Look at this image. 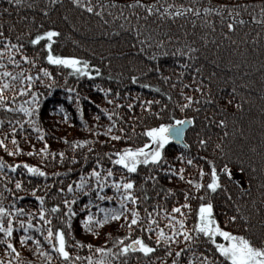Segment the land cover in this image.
<instances>
[{
    "label": "trees",
    "instance_id": "1",
    "mask_svg": "<svg viewBox=\"0 0 264 264\" xmlns=\"http://www.w3.org/2000/svg\"><path fill=\"white\" fill-rule=\"evenodd\" d=\"M80 2L91 4L93 12L74 5L72 0H56L55 4L51 0H21L18 5L14 0L12 4L8 0H0V32L3 33L0 37V65H3L0 73L8 70L10 73L23 72L34 78L39 75L46 83L41 85L34 79L32 90L51 93L41 97L38 126L43 129V139H39L41 133L33 131L22 113L0 108V141L5 145L0 148V161L5 165L0 171V205L9 208L14 204L23 208L25 214L18 218L26 220L28 212L36 217L40 202L35 197L44 196L46 209L61 204V211H64L62 200L71 201L73 196L67 192V185L72 184L75 191V184L82 176L85 182L89 181L88 173L96 168L98 160L101 164L98 171L119 168L112 165L104 153H115L125 147H140L148 142V137L144 135L148 128L191 118L193 122L186 124L183 138L168 143L162 149L164 163L158 172H150L146 166L140 165L138 172L131 174L137 185L136 194L141 195L139 186L143 183L144 191L150 197L138 205L141 219L145 217V207L149 211L155 208L153 216L160 228L168 232L166 213H170L174 205L185 202L184 191L189 192L191 197L194 190L186 181L206 184L210 180L211 166L208 161L211 160L212 166L217 169L228 165L233 171L231 179L218 172L221 188L211 194L218 223L233 233L259 235L264 230V24L255 21L264 20L261 11L264 0H140L144 5H153L151 15L145 8L127 7L135 4L136 0ZM168 5H173L169 11L184 6L199 9V13L162 16ZM237 5L240 7L237 8ZM221 6L233 8L240 15L228 17L224 12L225 19L221 22L215 11L207 14L203 11L204 8L218 10ZM240 19L244 20L243 25L238 23ZM227 22L235 24L233 31L227 30ZM46 30L59 33L53 37L52 53L87 61L91 78L71 75L70 69H57L47 63L44 57L48 49L42 47L47 41H41L36 46L29 43L31 38ZM6 41L24 47L20 51L6 50ZM161 41L163 44L157 49L155 45ZM188 47L197 50L192 53L195 59H189L190 53L183 55ZM21 54L35 57V68L20 61ZM11 61L20 63L17 65ZM41 67L52 73L54 85L50 90L47 89V79L38 71ZM157 67L160 72L155 71ZM97 70L99 75H96ZM147 71L152 74L147 76ZM133 77L136 78L135 83ZM163 77H168L167 81ZM9 82L19 89V81ZM145 84L149 87H143ZM197 86L202 88V92L194 91ZM68 88L75 91L69 93ZM182 92L193 96L194 101L183 111L179 107L186 103ZM7 94L11 100L12 92L9 90ZM77 95L80 97L79 105L75 101ZM27 99L28 96H17L15 106L18 108ZM141 101L145 102L143 107ZM147 101L152 103L147 104ZM116 104L120 107L116 108ZM128 104H132V109L127 108ZM101 109L105 111L101 112ZM106 113L112 114V118L109 119ZM17 120L21 121L20 126L14 123ZM220 120L224 121L222 126ZM10 121L13 122L12 127H17L15 134L10 131ZM110 126H114L112 133L104 135ZM120 128L124 129L123 133ZM94 132L101 134L93 135ZM112 134L120 135L122 139L112 140ZM13 135L15 145L12 143ZM200 140H204L205 144L200 145ZM78 141L88 143L73 148L72 145ZM45 144L48 145L47 154L40 151ZM17 147L19 153L15 152ZM9 152L14 154L9 155ZM28 152L33 155H27ZM61 152L64 153L63 160L59 156ZM188 159L193 160L192 165L187 164ZM23 164L38 167L47 175L33 176L22 167ZM10 165L20 167L12 172ZM169 166L175 171L184 167V180L167 172ZM199 168L205 172L203 180L200 179ZM124 174L127 175L126 172ZM149 175H155L156 180H145L144 177ZM119 176L117 171L113 179H119ZM169 176L171 179H168ZM17 180L21 181L25 190L15 189L14 182ZM32 188L36 189L35 196L30 191ZM59 188L64 191L57 192ZM168 190L174 195H169ZM104 192L113 194L110 186ZM196 195H204V189L198 190ZM89 201H92L91 206L85 207ZM188 203L191 211H182L187 213V226L192 227L200 201L190 198ZM97 205L117 206L116 200L109 204L98 201L91 194H77L76 203L72 205L77 215L71 218L70 230L67 224L61 222L59 214L50 213L53 229L60 227L65 233L71 232L70 236L66 235L67 250L73 259L76 256L81 258L76 264H88L89 256L93 260H110L111 264H125V261L126 264H171L175 251L184 247L183 243L172 245V255H167V246L155 245L154 230L144 232L139 226H133L131 233L126 226L117 230L121 221H111L87 232L80 221L89 212L97 217L102 215L96 212ZM161 207L165 212H160ZM231 216L237 217L235 224L225 222V218ZM245 222L249 225L247 233L243 228ZM143 227L155 229V225L147 223ZM22 234V230H14L11 238L18 257L10 250L6 252V244L0 242V264H62L51 247L43 243V236L36 238L42 242L41 250L52 255L51 262L47 256L39 255L31 240L21 246L18 238ZM136 236L156 250L147 257L141 253L105 257L96 252V248H112L115 254L119 247H113L115 238H123L124 243H129ZM3 239V234H0V241ZM76 241L92 247L77 248ZM196 250L207 251L204 245ZM188 258L187 252L182 253V264H186Z\"/></svg>",
    "mask_w": 264,
    "mask_h": 264
},
{
    "label": "snow or ice",
    "instance_id": "2",
    "mask_svg": "<svg viewBox=\"0 0 264 264\" xmlns=\"http://www.w3.org/2000/svg\"><path fill=\"white\" fill-rule=\"evenodd\" d=\"M8 2L9 4H12L13 0H8ZM14 2L18 5L21 0H14ZM51 3L55 4L56 0H51ZM72 3L81 8H86V11L89 13L93 12V7L91 4L85 5L81 3L80 0H72ZM127 7L145 8L149 15H151L153 12V5H144L140 3V0H136L135 4H129ZM236 7L239 8L240 6L237 5ZM171 8H173V5H168L165 7L164 12L161 15L177 17L183 16L187 13H192L193 15H198L199 13V9H193L192 7L177 6L174 11H169ZM181 8H183V11H181ZM4 11L7 12V9H4ZM203 11L206 14L211 11H215V14L221 17V22H223L225 19V17L222 15L224 12H227L228 17H238L240 15L239 11H236L230 7L226 8L224 6H221V8L218 10L204 8ZM261 11L262 14H264V9ZM96 14L99 15V13ZM255 22L258 24H264V20H256ZM238 23L243 25L244 20L240 19L238 20ZM226 28L229 32H231L234 30L235 24L233 22H227ZM58 35L59 33L54 30H46L42 34H37L34 36V38H31L29 43L33 46H36L39 42L46 40L47 42L44 43L42 47L44 49H48L44 58L47 60L49 65H54L57 69L61 67L64 69H70L71 72L69 74L71 75L78 74L79 76H88L91 78L90 73L87 71V61H81L75 57L54 55L52 53L50 46L53 42V37ZM0 37H3L2 32H0ZM162 44L163 42L161 41L157 43L155 47L160 49ZM4 47L9 51L11 49L20 51V49H22L24 46H17L16 44H11L10 41H6ZM196 51L197 50L195 48L188 47L187 52L183 53V55L188 56L189 53H194ZM162 54L167 55V53ZM189 59H195V57L190 56ZM20 61L31 64L33 68L36 66L35 57L30 58L26 54L20 55ZM20 61L11 62L18 65ZM2 67L3 65H0V68ZM38 71L39 73L43 74L44 78L47 79V89L50 90L54 85L52 73H50L47 68L44 67L39 68ZM155 71L160 72V69L157 67L155 68ZM99 74V70H97L96 75ZM194 78L195 77H193V79ZM34 79L41 85H45L46 83L45 79H42L39 75L34 78L32 75H24L23 72L10 73L8 70H4L2 73H0V108L4 109L5 111L22 113L23 118L27 120V123L32 127L33 131L41 133L39 139H43V129L38 126L41 109V97L43 95H51V93L50 91L46 93H40L38 90H32L34 86ZM163 79L167 81L168 77H163ZM132 80L133 83L136 82L135 77H133ZM9 81H19V89L17 90L15 85L10 84ZM143 87L147 88L149 85L145 84ZM182 87H187V85H182ZM9 90L12 92L11 100H9V95L7 94ZM67 91L71 93L74 92L75 89L68 88ZM157 91L159 90L157 89ZM194 91L202 92V88L197 86ZM117 95L119 94L117 93ZM17 96H28V99L21 102L18 108L15 106ZM181 96L186 101L185 104L179 105L180 110L183 111L185 108L191 107L194 101L193 96L191 95H185L182 92ZM69 99L72 98L69 97ZM75 101L77 105H79L80 97L78 95L76 96ZM107 102L112 103V100H108ZM208 102L210 103L211 101ZM146 103L151 104L152 101H147ZM157 103L159 102L157 101ZM229 103H231V101H229ZM144 104L145 102L141 101L142 107ZM119 107L120 105L116 104V108ZM127 108L132 109V104H128ZM60 110L63 111L62 108ZM104 111V109H101V112ZM106 114L108 115L109 119L112 118V114ZM96 119H99V117H96ZM192 122L193 121L191 118H189L184 120H175L174 123L170 124L161 123L157 127L148 128L144 132V135L148 137V142L144 143L142 146L136 148L125 147L119 151H116L115 153H104V156L108 158L110 163L112 165L119 166V168H106L103 171H98L97 168L101 167L100 161L98 160L96 168H93V170L88 173V176L91 178L89 181L85 182L82 176L80 181L75 184V191L72 184L67 185V192L72 193L73 196L71 201L68 199L62 200L64 211H61V204H54L50 209H46L44 207V196L35 197L36 200L40 202L36 217L33 216L32 212H28L26 214V220H21L18 218L20 215L25 214V210L23 208H18L14 204H12L9 208H5L0 205V234H3L4 237V239L0 242L6 244V252L10 250L11 253H15L16 257L19 256V253L16 252V248L14 247L11 238L13 237L14 230H22L23 234L18 238L21 246H23L27 241L31 240L32 244L36 247V251L39 252V255L47 256V259L49 262H51L52 255L49 252L41 250L42 242L36 238L38 236H43V243L51 247L52 252L57 254L59 259L62 261V264H76V261L80 260L81 258L76 256L75 259H73L71 253L67 250L68 245L66 241V235L70 236L71 232L69 231L68 233H65V231L60 227L53 229L51 226L52 219L50 213L59 214V219L61 222L63 224H67L70 230L71 218L77 215L76 210L72 207V205L76 203V195L83 194L87 196L91 194L94 195L98 201H107L109 204L113 200H116L117 206L101 207L97 205L96 212L102 215L97 217L91 212L85 215L80 221V225L87 232H92L93 228H99L111 221H121V223L117 225V230L124 226L128 228L130 233L133 231V226L141 227L142 231L144 232H150L154 230L156 234L155 245L167 246L165 249L167 255H172V245H179L183 243L184 247L178 248L175 251V255L171 261V264H182V253L185 252H187L190 257L186 260V264H264V230H262L259 235H243L233 233L222 228L214 215V205L211 200V194L216 193L217 190L221 188L218 172L224 173L229 179L232 178L233 171L230 170L228 165H224L223 167L217 169L215 166H212L213 161L209 160L208 164L211 166L209 173L210 180L206 182V184H202L195 180L186 181L187 184L192 186L194 191L191 194V197L189 192L184 191L183 197L185 202L179 206L174 205L171 208V212L166 213L165 218L168 220V224L166 225L168 232H165L163 228H160L155 217L153 216V211H155V208H153V211H149V209L145 207V217L143 220L141 219L138 205L141 203V201H148L150 197L144 191L143 183H141L139 186L141 195L138 196L136 194L137 185L131 174L137 173L138 167L140 165L146 166L150 172H158L164 163L162 149H164V147L171 140L182 137L184 135V125L190 124ZM12 123V121L9 122L10 131L15 134L17 132V127H12ZM14 123L17 126H20L21 121L17 120ZM219 123L222 126L224 121L220 120ZM113 127L114 126L108 127L106 132L103 134H111ZM21 131H23L22 128ZM119 131L123 133L124 129L120 128ZM100 134L101 133L99 132L93 133V135ZM110 139L120 140L122 137L120 135L112 134L110 135ZM12 143L14 145L16 144L15 135L12 137ZM87 143L88 141H78L72 146L73 148L77 146L83 147ZM199 144L204 145L205 141L200 140ZM149 145H151V147ZM184 146L187 147V145ZM4 147L5 145L3 141H0V148ZM217 147L219 148L220 145H217ZM47 148L48 145L45 144L40 151L44 154H47ZM15 152L19 153L20 149L17 147ZM8 154L12 155L14 153L9 152ZM27 155H33V153L28 152ZM59 156L61 160L64 159L63 152L59 153ZM73 162H75L74 158ZM187 164L192 165L193 160L188 159ZM4 167L5 165L3 161H0V171H2ZM18 167H20V165H10L9 170L15 172ZM22 167L33 176L45 177L47 175V173L38 167L30 166L28 164H23ZM117 171L120 172L119 179H113ZM166 171L176 175L180 180H184V167H180L178 171H175L171 166H169ZM198 171L200 179L203 180V177L205 176L204 170L199 168ZM125 172L127 175L124 174ZM144 179H152L155 181L156 176L149 175L148 177H144ZM168 179H171V176H169ZM14 186L17 190H25L22 188V183L19 180L14 182ZM109 186L113 190L112 195H108L104 192V189ZM200 189H204V195L197 196L196 192ZM30 191L35 196L36 189L32 188ZM63 191V188L57 189V192ZM168 194L174 195L171 190H168ZM15 198L21 199L20 197ZM190 198H198L200 201L192 227L187 226V213L182 211V209H188L189 212L191 211V206L188 203ZM91 204L92 201H89V204L85 207L91 206ZM160 212H165V209L161 207ZM236 221V216L225 218L226 223L231 222L232 224H235ZM145 223L150 226L155 225V229L143 227ZM243 228L246 233L249 231V225L246 222L243 225ZM30 232L34 233V235H29ZM218 238L223 242H218ZM105 243H107V241H105ZM118 245V251L115 254H113L112 248H96V252L102 253L105 257L109 255H113L114 257H126L130 253H141L147 257L156 250L153 246H150L148 243H146L145 240L140 236L132 238L129 243H124L123 238L117 237L113 241V247H117ZM201 245H204L207 251H197L196 249H199ZM75 247H88L91 249L92 246L82 245L79 241H76ZM208 252L211 254H208ZM87 261L88 264H111L110 260H93L91 256L87 257Z\"/></svg>",
    "mask_w": 264,
    "mask_h": 264
},
{
    "label": "water",
    "instance_id": "3",
    "mask_svg": "<svg viewBox=\"0 0 264 264\" xmlns=\"http://www.w3.org/2000/svg\"><path fill=\"white\" fill-rule=\"evenodd\" d=\"M186 124L184 125V131H185V129H186ZM183 137V136H182ZM182 137H180V138H178V139H173V140H171L170 142L171 143H175V142H178L179 140H181L182 139Z\"/></svg>",
    "mask_w": 264,
    "mask_h": 264
},
{
    "label": "bare ground",
    "instance_id": "4",
    "mask_svg": "<svg viewBox=\"0 0 264 264\" xmlns=\"http://www.w3.org/2000/svg\"><path fill=\"white\" fill-rule=\"evenodd\" d=\"M185 52H186V51H184V53H185ZM192 55H193V54L190 53V56H192ZM151 74H152L151 71H149V73H148V71L146 72V75H147V76H149V75H151ZM147 76H146V77H147ZM141 77H143L142 74H141ZM186 127H187V126H186ZM185 130H186V129H185ZM184 132H185V131H184ZM169 143H171V142H169ZM218 239H219V238H218Z\"/></svg>",
    "mask_w": 264,
    "mask_h": 264
},
{
    "label": "rangeland",
    "instance_id": "5",
    "mask_svg": "<svg viewBox=\"0 0 264 264\" xmlns=\"http://www.w3.org/2000/svg\"><path fill=\"white\" fill-rule=\"evenodd\" d=\"M182 138H183V137H182ZM149 146L151 147V145H149ZM218 242H223V241L218 239Z\"/></svg>",
    "mask_w": 264,
    "mask_h": 264
}]
</instances>
